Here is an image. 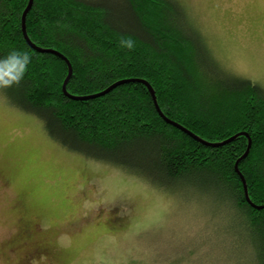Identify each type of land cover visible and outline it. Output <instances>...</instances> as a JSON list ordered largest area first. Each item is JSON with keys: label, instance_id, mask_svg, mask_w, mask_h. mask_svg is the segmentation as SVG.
<instances>
[{"label": "trees", "instance_id": "16d2710c", "mask_svg": "<svg viewBox=\"0 0 264 264\" xmlns=\"http://www.w3.org/2000/svg\"><path fill=\"white\" fill-rule=\"evenodd\" d=\"M27 3L0 0V57L13 49L32 56L21 86L0 91L6 100L85 157L176 194L205 185L220 216L199 235L205 244L195 248L196 260L264 264V90L213 62L177 0H32L27 38L68 59L70 97L62 91L66 61L23 38ZM121 35L136 41L134 50L119 46Z\"/></svg>", "mask_w": 264, "mask_h": 264}, {"label": "rangeland", "instance_id": "374dc122", "mask_svg": "<svg viewBox=\"0 0 264 264\" xmlns=\"http://www.w3.org/2000/svg\"><path fill=\"white\" fill-rule=\"evenodd\" d=\"M177 1L213 62L264 90V0ZM197 188L176 194L62 147L0 92V264H251L196 260L220 216Z\"/></svg>", "mask_w": 264, "mask_h": 264}, {"label": "clouds", "instance_id": "9594fccd", "mask_svg": "<svg viewBox=\"0 0 264 264\" xmlns=\"http://www.w3.org/2000/svg\"><path fill=\"white\" fill-rule=\"evenodd\" d=\"M119 46L131 51L134 50L136 41L131 36L121 35ZM31 62L30 53L18 49H13L6 56L0 57V91L21 86Z\"/></svg>", "mask_w": 264, "mask_h": 264}, {"label": "water", "instance_id": "95a60500", "mask_svg": "<svg viewBox=\"0 0 264 264\" xmlns=\"http://www.w3.org/2000/svg\"><path fill=\"white\" fill-rule=\"evenodd\" d=\"M31 2H32V0H28L27 6H26V8H25V10H24V12L22 13V16H21V17H22L21 28H22V35H23V38L28 42V44H29L33 49H36L37 51L40 50V51H46V52H49V51H50V52H53V53H55L56 55H58L59 57H61L62 59H64V60L66 61L68 72H67V75H66V77H65V79H64V82H63V84H62V91H63L65 94H67V92L65 91V84H66L67 79L69 78V76L71 75V72H72L71 67H70V63H69L68 59H66L61 53L59 54V53L56 52L55 50H52V49L45 50V49H41V48H39V47H38V48L35 47V46L30 42L29 38H27V35H26V32H25V27H24V22H25V14H26V12L30 9V7H31ZM138 81H140V82H142L143 84H145L146 88H148V90H149V92H150V95H151V98L153 99L155 109L158 111L159 115L163 118L164 116L162 115V113L160 112V110L158 109V106H157V104H156V99H154V95H153L152 88L149 86V84H147V83L145 82V80H143V79H139ZM118 83H119V82H117V83H115V84H112L111 86H109L108 88H106L105 91H102V92L97 93V94H95V95H102V94L106 93V91H108V89H110V88L116 86ZM67 95L71 97V95H69V94H67ZM88 97H92V96H84V97H76V96H73V98H80V99H84V98H88ZM166 121H169L171 124L177 126V127H178L179 129H181L182 131L187 132V133H188L190 136H192L194 139H196V140H198V141H200V142H203V143L206 144V145L210 144L209 142L202 140V139L199 138L198 136H195V135L192 134L190 131L185 130L182 126H180V125L177 124L176 122H172V121L167 120V119H166ZM248 140H249V141H248V145H247V148H246V153H245L244 155L247 154L248 149H249L250 144H251V140H250L249 138H248ZM244 155H243V156H244ZM236 162H237V161H236ZM236 167H237V163L235 164V169H236ZM237 173H239V172L237 171ZM239 175H240L241 183L243 184V186H244V191H245L244 179H243V177L241 176L240 173H239ZM244 193H245V192H244ZM245 195H246V193H245ZM246 197H247V199H248V196H247V195H246ZM255 207H257V208H261V207H263V206H258V205H256Z\"/></svg>", "mask_w": 264, "mask_h": 264}]
</instances>
